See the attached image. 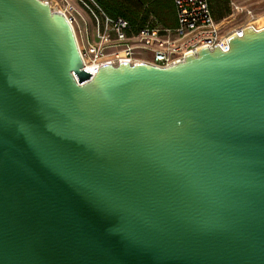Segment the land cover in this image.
Returning a JSON list of instances; mask_svg holds the SVG:
<instances>
[{
	"label": "water",
	"instance_id": "water-1",
	"mask_svg": "<svg viewBox=\"0 0 264 264\" xmlns=\"http://www.w3.org/2000/svg\"><path fill=\"white\" fill-rule=\"evenodd\" d=\"M84 68L41 0H0V264H264V28Z\"/></svg>",
	"mask_w": 264,
	"mask_h": 264
},
{
	"label": "built area",
	"instance_id": "built-area-1",
	"mask_svg": "<svg viewBox=\"0 0 264 264\" xmlns=\"http://www.w3.org/2000/svg\"><path fill=\"white\" fill-rule=\"evenodd\" d=\"M52 11L61 12L72 26L84 68L96 74L101 66L150 63L168 67L197 55L202 48L213 50L219 45L230 49L229 40L243 35L246 27L264 28L253 9L244 0H229L232 14L219 22L213 15L210 0H173L177 25L163 26L151 18L145 24H134L122 16H112L97 0H41ZM244 16L240 26L232 23Z\"/></svg>",
	"mask_w": 264,
	"mask_h": 264
},
{
	"label": "trees",
	"instance_id": "trees-1",
	"mask_svg": "<svg viewBox=\"0 0 264 264\" xmlns=\"http://www.w3.org/2000/svg\"><path fill=\"white\" fill-rule=\"evenodd\" d=\"M210 3L215 18L220 19L229 11V0H210ZM151 15L163 26L177 25L173 0H133V18L122 17L134 24L143 25L152 18Z\"/></svg>",
	"mask_w": 264,
	"mask_h": 264
},
{
	"label": "crops",
	"instance_id": "crops-1",
	"mask_svg": "<svg viewBox=\"0 0 264 264\" xmlns=\"http://www.w3.org/2000/svg\"><path fill=\"white\" fill-rule=\"evenodd\" d=\"M97 2L112 16L133 18V0H97Z\"/></svg>",
	"mask_w": 264,
	"mask_h": 264
},
{
	"label": "rangeland",
	"instance_id": "rangeland-1",
	"mask_svg": "<svg viewBox=\"0 0 264 264\" xmlns=\"http://www.w3.org/2000/svg\"><path fill=\"white\" fill-rule=\"evenodd\" d=\"M243 3L249 8L253 9V11L257 16L258 23L260 25H264V0H244ZM228 9L229 11L225 16H223L220 19L216 18V20L222 22L224 21L225 18L230 16L232 14V9L230 5H228ZM153 16L154 15H151L152 18H154ZM243 17L244 16L238 15L237 20H234L232 23L233 27L240 26L243 23V19H244Z\"/></svg>",
	"mask_w": 264,
	"mask_h": 264
}]
</instances>
